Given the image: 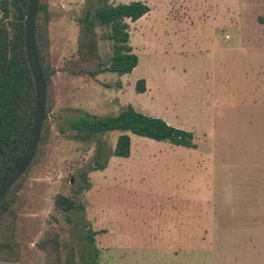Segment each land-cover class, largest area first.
Returning a JSON list of instances; mask_svg holds the SVG:
<instances>
[{
	"label": "rangeland",
	"instance_id": "1",
	"mask_svg": "<svg viewBox=\"0 0 264 264\" xmlns=\"http://www.w3.org/2000/svg\"><path fill=\"white\" fill-rule=\"evenodd\" d=\"M99 1L39 0L53 106L18 185L19 260L0 264H44L37 243L51 231L62 260L73 248L77 264H223V153L231 144L230 157L245 159L249 176L264 165V0H107L149 7L127 21L137 65L129 74L71 77L62 67L76 55V20ZM96 31L107 62L106 30ZM128 107L191 132L195 148L128 133L130 155L117 158L120 132L78 141L68 127ZM57 195L82 205L69 222L54 208Z\"/></svg>",
	"mask_w": 264,
	"mask_h": 264
},
{
	"label": "trees",
	"instance_id": "2",
	"mask_svg": "<svg viewBox=\"0 0 264 264\" xmlns=\"http://www.w3.org/2000/svg\"><path fill=\"white\" fill-rule=\"evenodd\" d=\"M28 0H0V182L14 168L26 149L35 110V88L28 67L25 52V23ZM149 12L141 1L128 4H109L100 0L98 7H83L76 20L78 28L77 50L62 67L71 77L96 76L108 72L129 74L136 67L138 59L128 45V23L135 22ZM46 5L38 0L35 19L34 45L41 74L45 83L44 119L34 158L36 162L39 144L46 138V120L53 106L51 77L54 70L44 63L42 39L46 36ZM42 16V17H41ZM97 26L106 30L111 56L104 62L99 52ZM137 93L145 91V81L135 84ZM68 127L78 141L101 137L107 132L118 131L112 156L128 158L130 137L128 133L157 142H168L173 146L195 148L193 135L189 131L168 125L164 120L134 111L131 107L114 116L85 115L68 121ZM102 168V166H99ZM28 168V169H29ZM26 170V172L28 171ZM26 172L10 187L0 201V261L15 263L20 257V247L14 240L18 185ZM54 208L65 214L82 209L74 198L57 195ZM45 253L44 264H77L75 252L70 248L64 260L60 256V242L57 232H47L37 243Z\"/></svg>",
	"mask_w": 264,
	"mask_h": 264
},
{
	"label": "crops",
	"instance_id": "3",
	"mask_svg": "<svg viewBox=\"0 0 264 264\" xmlns=\"http://www.w3.org/2000/svg\"><path fill=\"white\" fill-rule=\"evenodd\" d=\"M229 148L223 153V264H264V165L249 176L246 160L235 152L230 157Z\"/></svg>",
	"mask_w": 264,
	"mask_h": 264
},
{
	"label": "water",
	"instance_id": "4",
	"mask_svg": "<svg viewBox=\"0 0 264 264\" xmlns=\"http://www.w3.org/2000/svg\"><path fill=\"white\" fill-rule=\"evenodd\" d=\"M38 0H28L26 23H25V52L28 67L30 69L33 84L35 88V110L34 118L29 134L25 151L19 162L8 173V175L0 182V201L10 189V187L26 172L29 168L38 144L41 127L44 119L45 111V83L39 67L37 54L34 45L35 19L37 13Z\"/></svg>",
	"mask_w": 264,
	"mask_h": 264
}]
</instances>
